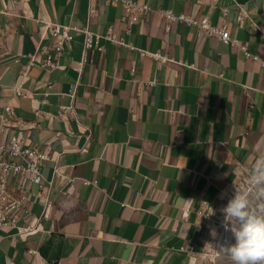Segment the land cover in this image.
Instances as JSON below:
<instances>
[{
	"label": "crops",
	"instance_id": "1",
	"mask_svg": "<svg viewBox=\"0 0 264 264\" xmlns=\"http://www.w3.org/2000/svg\"><path fill=\"white\" fill-rule=\"evenodd\" d=\"M135 1L154 11L127 25L103 0H0V109L13 106L9 131L26 144L60 153L42 167L48 215L25 237L0 228V264H199L221 193L264 155L260 61L179 20L167 30L156 11L225 23L264 56V0ZM46 20L101 35L111 25L129 45L100 37L78 68L83 33L73 31L46 72ZM61 105L73 112L58 116ZM42 205L33 198V220Z\"/></svg>",
	"mask_w": 264,
	"mask_h": 264
},
{
	"label": "built area",
	"instance_id": "2",
	"mask_svg": "<svg viewBox=\"0 0 264 264\" xmlns=\"http://www.w3.org/2000/svg\"><path fill=\"white\" fill-rule=\"evenodd\" d=\"M108 4H119L123 13L121 20H124L127 25H131L136 22L139 17L149 11H154L148 3H140L135 0H103ZM156 11L166 19V29H169V22L173 20H179L188 25L196 26L200 31L218 37L221 41L227 44L239 47L244 51L247 57L257 59L260 61V65L264 67V56L250 53L245 45L231 34L227 25H213L209 22L207 17H192L190 15L179 13L174 14L169 9H156ZM226 8H223V12ZM92 11H88L87 17L89 19L92 16ZM244 12L240 11L238 19H242ZM44 27L50 30L51 44L49 50L45 53L44 58L41 60V66L46 72L51 71L59 66V57L67 49L70 41L73 38V31L83 33L82 53L83 57L78 62V68L87 60V52L92 49L101 50L102 47L98 46V40L100 37L106 40L116 43L125 44L123 38L118 37L111 25H108L106 32L101 35L97 32L89 30L86 26L77 27L74 24H60L53 21H43ZM142 54H148V52L141 50ZM153 57H158L156 53H149ZM32 63L28 64V66ZM134 71V68L131 69ZM25 73V72H23ZM16 93L22 96L26 94L20 89H16ZM73 112L71 105H61L58 111V116H62L64 113ZM40 111H36V115L39 116ZM50 115V113H45ZM14 117L13 106L6 103L1 106L0 109V133H8L5 137H0V228L10 229L14 228L16 234L21 237L36 233L39 230V219L48 215L51 202L49 199V190L51 189L52 180L48 181V185L44 184L45 177L42 174V167L47 160H56L57 155H54L49 144L29 146L25 143L22 137L18 134L10 132L13 126L16 124L12 121ZM61 166L54 163L53 175L61 174ZM35 184L38 186L37 191H33L31 186ZM46 190V191H45ZM42 198L43 205L42 211L35 220L31 217V204L33 198ZM209 213H206L208 215Z\"/></svg>",
	"mask_w": 264,
	"mask_h": 264
},
{
	"label": "clouds",
	"instance_id": "3",
	"mask_svg": "<svg viewBox=\"0 0 264 264\" xmlns=\"http://www.w3.org/2000/svg\"><path fill=\"white\" fill-rule=\"evenodd\" d=\"M250 180L256 185H264V156H259L252 164ZM224 196L225 192H222L220 198ZM223 213L221 226L225 231H233L237 243L230 247L219 245L220 253L229 255L233 264H264V215L250 212L249 199L242 193L229 199Z\"/></svg>",
	"mask_w": 264,
	"mask_h": 264
},
{
	"label": "rangeland",
	"instance_id": "4",
	"mask_svg": "<svg viewBox=\"0 0 264 264\" xmlns=\"http://www.w3.org/2000/svg\"><path fill=\"white\" fill-rule=\"evenodd\" d=\"M264 156V155H262ZM251 168L241 170L237 182L227 191L224 198H221L218 205L219 213L215 214L210 219L211 231L206 238L205 245L201 248L198 254L199 264H233L229 255L220 253L219 245L223 244L225 247L236 245L237 241L233 231H225L221 226L224 220L223 209L236 193H242L249 199V211L257 216L264 215V185H256L250 180ZM217 215V216H216ZM235 227H238L236 225Z\"/></svg>",
	"mask_w": 264,
	"mask_h": 264
}]
</instances>
